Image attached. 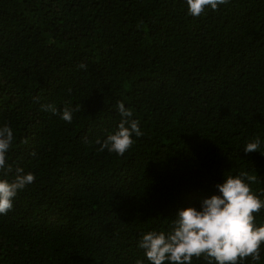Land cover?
Returning <instances> with one entry per match:
<instances>
[{"label":"trees","instance_id":"trees-1","mask_svg":"<svg viewBox=\"0 0 264 264\" xmlns=\"http://www.w3.org/2000/svg\"><path fill=\"white\" fill-rule=\"evenodd\" d=\"M118 102L143 132L122 156L96 143L118 130ZM4 124L6 163L35 180L0 215V264H150L142 234L199 210L224 174L257 175L264 199V0L199 17L186 0H0Z\"/></svg>","mask_w":264,"mask_h":264},{"label":"clouds","instance_id":"clouds-1","mask_svg":"<svg viewBox=\"0 0 264 264\" xmlns=\"http://www.w3.org/2000/svg\"><path fill=\"white\" fill-rule=\"evenodd\" d=\"M228 3L229 0H186L188 14L193 17H199L206 8L217 10L218 6ZM78 68L87 70L88 65L81 63ZM41 110L54 115L60 111L54 103L41 104ZM79 110L80 105L64 107L60 118L71 123L73 113ZM117 110L121 116L118 130L103 141L98 138L96 143L100 145L99 151L106 149L122 156L134 144L133 136L140 137L143 132L139 121L132 119V110L125 108L123 102L117 103ZM14 140L12 127L0 126V172L14 177L11 181L0 179V215H6L13 208L18 192L35 180L34 174H25L23 168H13L6 163ZM260 146L257 136L243 151L260 152ZM257 179V175H249L247 171L224 174V181L215 185L219 194L203 199L199 210L191 206L179 209L171 220L170 230L142 234L138 247L144 250L147 261L150 264H192L195 257L203 258L206 264H245L249 259L251 264H257L264 246V224L255 223V214L264 210V199L251 187Z\"/></svg>","mask_w":264,"mask_h":264}]
</instances>
